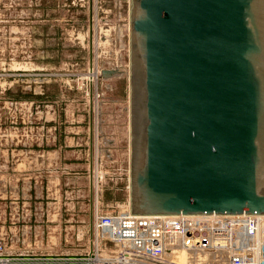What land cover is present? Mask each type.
Here are the masks:
<instances>
[{
	"label": "rangeland",
	"instance_id": "374dc122",
	"mask_svg": "<svg viewBox=\"0 0 264 264\" xmlns=\"http://www.w3.org/2000/svg\"><path fill=\"white\" fill-rule=\"evenodd\" d=\"M129 10L130 0H0L9 255H86L96 216L130 206Z\"/></svg>",
	"mask_w": 264,
	"mask_h": 264
},
{
	"label": "water",
	"instance_id": "95a60500",
	"mask_svg": "<svg viewBox=\"0 0 264 264\" xmlns=\"http://www.w3.org/2000/svg\"><path fill=\"white\" fill-rule=\"evenodd\" d=\"M129 32L131 215L264 216V0H130Z\"/></svg>",
	"mask_w": 264,
	"mask_h": 264
},
{
	"label": "built area",
	"instance_id": "2783aa9c",
	"mask_svg": "<svg viewBox=\"0 0 264 264\" xmlns=\"http://www.w3.org/2000/svg\"><path fill=\"white\" fill-rule=\"evenodd\" d=\"M86 255H9L0 240V264H182L191 250L227 251L224 264H264V216H133L130 206L96 216Z\"/></svg>",
	"mask_w": 264,
	"mask_h": 264
}]
</instances>
